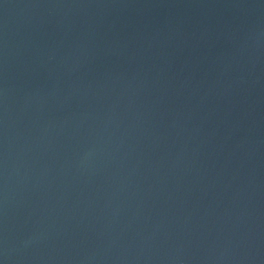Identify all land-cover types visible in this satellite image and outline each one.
<instances>
[{"label": "water", "instance_id": "1", "mask_svg": "<svg viewBox=\"0 0 264 264\" xmlns=\"http://www.w3.org/2000/svg\"><path fill=\"white\" fill-rule=\"evenodd\" d=\"M0 264H264V0H0Z\"/></svg>", "mask_w": 264, "mask_h": 264}]
</instances>
